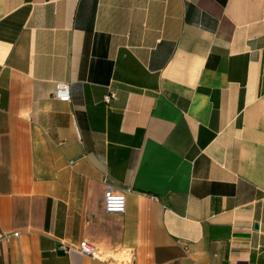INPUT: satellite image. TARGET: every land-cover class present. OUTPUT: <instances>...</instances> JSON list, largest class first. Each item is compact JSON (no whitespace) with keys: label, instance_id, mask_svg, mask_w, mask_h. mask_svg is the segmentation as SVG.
Returning a JSON list of instances; mask_svg holds the SVG:
<instances>
[{"label":"crops","instance_id":"0c3cea01","mask_svg":"<svg viewBox=\"0 0 264 264\" xmlns=\"http://www.w3.org/2000/svg\"><path fill=\"white\" fill-rule=\"evenodd\" d=\"M14 231L0 264H264V0H0Z\"/></svg>","mask_w":264,"mask_h":264},{"label":"built area","instance_id":"2783aa9c","mask_svg":"<svg viewBox=\"0 0 264 264\" xmlns=\"http://www.w3.org/2000/svg\"><path fill=\"white\" fill-rule=\"evenodd\" d=\"M114 92L108 90L103 96V101L108 102L114 98ZM53 99L67 102L70 99L69 87L65 82H58L54 85V89L51 93ZM125 199L124 192L119 189H115L110 185H106L102 194V207L105 212L108 213H121L124 211ZM17 231L14 232H0V242L7 240L9 237H16ZM59 248L62 251L74 250L79 253L89 255L91 257H97V251H95L93 245H90L85 240L78 242L77 244H65L61 243Z\"/></svg>","mask_w":264,"mask_h":264}]
</instances>
